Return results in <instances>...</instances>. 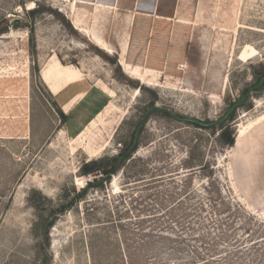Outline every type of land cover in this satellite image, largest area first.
<instances>
[{"label":"rangeland","instance_id":"obj_1","mask_svg":"<svg viewBox=\"0 0 264 264\" xmlns=\"http://www.w3.org/2000/svg\"><path fill=\"white\" fill-rule=\"evenodd\" d=\"M91 1L0 0V264H264V0Z\"/></svg>","mask_w":264,"mask_h":264},{"label":"crops","instance_id":"obj_2","mask_svg":"<svg viewBox=\"0 0 264 264\" xmlns=\"http://www.w3.org/2000/svg\"><path fill=\"white\" fill-rule=\"evenodd\" d=\"M71 2L72 4V7L73 9L75 10L78 6V4H87V5H96L97 8H109L111 7L112 4L108 3V2H103V1H95V3H93L91 0H68ZM79 31L81 32H84L87 36H94L93 32L90 31L89 29H86V30H83V29H78ZM104 48H109L108 46L104 45L103 46ZM110 49V48H109ZM126 51L128 50V48L125 49ZM124 50V52L122 53V56H121V60H120V65L123 67L125 73H129V72H138L139 75L137 77L138 81L142 82V77H143V74L145 71L142 70L141 67H139L138 69H136L135 65H132L131 63H129L127 60H126V51ZM51 65L49 66V68L47 69L48 72H50V74L48 75V78L50 80L54 79L51 84L50 83H47L45 82L46 80L43 79V74H44V71H42V79L43 81L49 86V88L51 89L52 93L56 96H59L61 93H62V79H65V78H62V75L60 76L61 73H64L62 69H58V66L57 65H54L53 67L54 68H50ZM61 67V66H59ZM64 67V66H62ZM67 67V66H66ZM66 73V72H65ZM64 73V74H65ZM149 73L151 74L152 71L149 70ZM53 75V77H52ZM56 75H59V78L58 79H55ZM65 76V75H63ZM51 77V78H50ZM155 77V75H154ZM66 83H74V82H69L67 79H65ZM143 83V82H142ZM144 84V83H143ZM146 85V84H145ZM77 97V96H76ZM76 97L74 99H72L68 104H66L68 107V110L66 112H68L69 110H71V106L73 104L76 103ZM91 124V123H90ZM83 132V131H82ZM81 132V133H82ZM80 133V134H81ZM79 134V135H80Z\"/></svg>","mask_w":264,"mask_h":264},{"label":"trees","instance_id":"obj_3","mask_svg":"<svg viewBox=\"0 0 264 264\" xmlns=\"http://www.w3.org/2000/svg\"><path fill=\"white\" fill-rule=\"evenodd\" d=\"M193 123L197 122L193 121ZM136 148L137 146L134 139L132 146H129L126 150L121 151L117 156L113 158L105 157L97 161H91L88 166L91 169L88 170V173H98L99 175H102L101 179H109L124 166L125 162L132 158ZM94 183L97 182L94 181L93 183L89 184V186L93 185Z\"/></svg>","mask_w":264,"mask_h":264},{"label":"bare ground","instance_id":"obj_4","mask_svg":"<svg viewBox=\"0 0 264 264\" xmlns=\"http://www.w3.org/2000/svg\"><path fill=\"white\" fill-rule=\"evenodd\" d=\"M190 29V28H189ZM157 46V45H156ZM160 47H162V46H160ZM153 48V47H152ZM156 49V48H155ZM184 54V53H183ZM257 56H259V51L255 48V47H253V46H251V45H246L243 49H242V51L240 52V54H239V60H241V61H243V62H247V61H250V60H252V59H254V58H256ZM177 62V61H176ZM153 64V63H152ZM174 66V65H173ZM181 68V67H180ZM176 71V70H175ZM174 71V72H175ZM149 76H150V73H149V69H146L145 70V72H144V74H143V77H142V82L144 83V84H146V85H149V84H151L152 82H151V80L150 79H148L149 78ZM171 77V76H170ZM154 81V80H153ZM178 81V80H177ZM153 84V83H152ZM151 84V85H152ZM155 85V84H154ZM108 146V145H107Z\"/></svg>","mask_w":264,"mask_h":264},{"label":"water","instance_id":"obj_5","mask_svg":"<svg viewBox=\"0 0 264 264\" xmlns=\"http://www.w3.org/2000/svg\"><path fill=\"white\" fill-rule=\"evenodd\" d=\"M19 23H20V20H13V21L11 22L12 25L19 24Z\"/></svg>","mask_w":264,"mask_h":264}]
</instances>
